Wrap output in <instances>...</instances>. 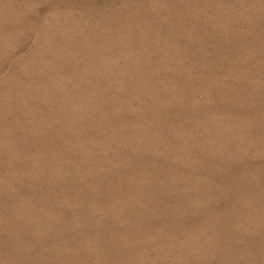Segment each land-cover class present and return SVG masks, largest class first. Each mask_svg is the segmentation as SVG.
<instances>
[{"label":"rangeland","instance_id":"374dc122","mask_svg":"<svg viewBox=\"0 0 264 264\" xmlns=\"http://www.w3.org/2000/svg\"><path fill=\"white\" fill-rule=\"evenodd\" d=\"M0 264H264V0H0Z\"/></svg>","mask_w":264,"mask_h":264}]
</instances>
